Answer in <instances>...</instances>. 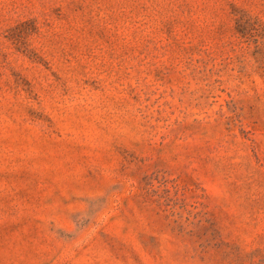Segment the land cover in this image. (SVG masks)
I'll use <instances>...</instances> for the list:
<instances>
[{
    "label": "rangeland",
    "instance_id": "obj_1",
    "mask_svg": "<svg viewBox=\"0 0 264 264\" xmlns=\"http://www.w3.org/2000/svg\"><path fill=\"white\" fill-rule=\"evenodd\" d=\"M0 264H264V0H0Z\"/></svg>",
    "mask_w": 264,
    "mask_h": 264
}]
</instances>
